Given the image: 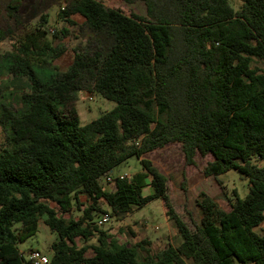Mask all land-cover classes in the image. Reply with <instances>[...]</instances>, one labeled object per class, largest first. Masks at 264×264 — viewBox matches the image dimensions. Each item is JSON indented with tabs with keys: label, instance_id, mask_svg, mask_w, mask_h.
I'll return each mask as SVG.
<instances>
[{
	"label": "trees",
	"instance_id": "trees-1",
	"mask_svg": "<svg viewBox=\"0 0 264 264\" xmlns=\"http://www.w3.org/2000/svg\"><path fill=\"white\" fill-rule=\"evenodd\" d=\"M123 1L141 2L145 17L98 0H67L58 11L69 28L79 16L99 38L65 72L53 65L64 54L53 42L69 32L50 37L46 16L8 40L4 68L24 84L18 111L0 106V264H32L17 244L40 220L56 235L48 264H264L256 232L264 222V0H242L238 11L229 0ZM7 37L0 32V46ZM85 89L115 107L81 125L75 102ZM174 143L186 165L212 157L206 178L237 172L248 194L233 191L228 210L212 202L190 230L167 178L143 158ZM132 157L142 170L106 192L100 182ZM156 199L176 245L152 252L148 240L121 244L96 225L108 214L102 204L120 219Z\"/></svg>",
	"mask_w": 264,
	"mask_h": 264
},
{
	"label": "rangeland",
	"instance_id": "rangeland-1",
	"mask_svg": "<svg viewBox=\"0 0 264 264\" xmlns=\"http://www.w3.org/2000/svg\"><path fill=\"white\" fill-rule=\"evenodd\" d=\"M98 1L108 8L117 9L129 16L145 17V8L141 2L129 6L123 0ZM66 2L67 0H0V32L8 36L0 46V106L7 105L13 111H18L21 106L18 96L22 92L24 80L14 81L7 74L2 58V55L9 49L8 40L13 34L29 29L38 23L42 16L47 18L46 28L50 37L66 28L69 32L68 36L53 42L55 46L58 45L64 49V54L53 63L59 72L67 71L76 51L82 52L88 47L90 40L99 39L94 38L83 26L81 17H72L76 26L71 28L58 17V11L65 6ZM229 3L233 10L238 11L242 0H229ZM11 7L15 8L14 12ZM39 77L42 78V76ZM75 107L81 125H85L97 119L101 114L111 111L115 104L85 89L79 93ZM5 133L0 126V149L6 142ZM143 158L149 160L167 178V193L173 210L190 230H193L194 224H199L205 209L212 202L228 210L227 199L233 200V191H236L241 199L248 194L247 180L233 170L215 177L206 178L203 176V168L212 161L210 155L201 157L196 154L194 164L186 165L179 144H170L146 154ZM141 170L139 159L132 157L113 169L110 177L115 179L126 175L130 178ZM100 183L106 192L114 191L113 182L101 181ZM150 193L151 190L147 187L142 191L144 196ZM102 210L109 214V210L104 204H102ZM164 213L162 202L156 199L140 209H134L131 214L120 219L109 215V222L100 229L112 234L121 244H133L148 240L150 244L148 249L156 252L163 249L168 243L176 245L179 242L174 225L165 217ZM72 214L77 217L80 212L73 211ZM256 232L260 235L264 233V222L256 229ZM55 240L56 235L52 234L40 220L36 234L24 242L18 243L17 247L24 255L30 250H38L50 257L49 247Z\"/></svg>",
	"mask_w": 264,
	"mask_h": 264
},
{
	"label": "built area",
	"instance_id": "built-area-1",
	"mask_svg": "<svg viewBox=\"0 0 264 264\" xmlns=\"http://www.w3.org/2000/svg\"><path fill=\"white\" fill-rule=\"evenodd\" d=\"M119 179L128 178L126 175H121L118 177ZM104 182L112 183L113 179L109 176L104 179ZM110 220V216L108 214H101L96 219V225L98 228H102L105 224H107ZM25 258L31 262L32 264H48L49 257L46 254L39 252L38 250H30L27 254H25Z\"/></svg>",
	"mask_w": 264,
	"mask_h": 264
}]
</instances>
